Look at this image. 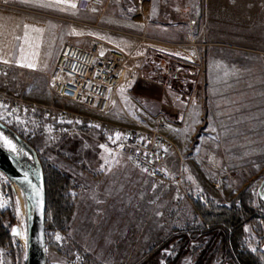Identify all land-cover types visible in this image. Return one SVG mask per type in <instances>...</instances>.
Returning <instances> with one entry per match:
<instances>
[{"label": "rangeland", "instance_id": "1", "mask_svg": "<svg viewBox=\"0 0 264 264\" xmlns=\"http://www.w3.org/2000/svg\"><path fill=\"white\" fill-rule=\"evenodd\" d=\"M201 3L204 10H210L213 38L223 40L227 51L264 57V0ZM10 80L11 86L35 108L13 111L0 106V121L14 132L11 136L0 127V144L12 151L3 141L6 136L16 145L12 153L29 161L34 160L35 154L28 146L33 147L43 162L70 174L77 186L72 190L76 209L69 232L46 229V240L57 245L46 243L47 260L62 261L83 253L89 264H237L222 232H216L209 244L200 245L202 230L197 227L202 219L192 199L229 205L254 181L253 192L259 204L264 183V127L253 137L248 129L212 128L215 133L210 134L219 132L225 142L229 140L222 143L221 158L213 163L191 158L174 140L180 153H172L164 171L157 175L132 164L118 152L108 127L83 123L62 131L56 118L44 116L39 108L93 114L80 103L62 98L49 75L10 72ZM103 118L107 126L123 124L108 115ZM3 174L0 171V179ZM8 208L21 226L22 237H16L10 246L0 247V264H27L29 203L21 189L20 194L14 191L10 201H4L0 194V209ZM186 238L190 241L180 245ZM244 241L252 251L264 249V238L257 236L252 224L245 227ZM18 250H22L21 255Z\"/></svg>", "mask_w": 264, "mask_h": 264}, {"label": "crops", "instance_id": "2", "mask_svg": "<svg viewBox=\"0 0 264 264\" xmlns=\"http://www.w3.org/2000/svg\"><path fill=\"white\" fill-rule=\"evenodd\" d=\"M201 4L107 0L98 10H84L78 0H0V62L11 72L52 79L67 42L99 45L100 58L110 51L129 55L137 77L111 93L106 115L156 127L191 158L213 163L229 140L210 134L212 128L248 129L253 137L264 127V57L227 51L213 38L210 10ZM180 12L194 21L193 30ZM231 102L237 104L226 105Z\"/></svg>", "mask_w": 264, "mask_h": 264}, {"label": "built area", "instance_id": "3", "mask_svg": "<svg viewBox=\"0 0 264 264\" xmlns=\"http://www.w3.org/2000/svg\"><path fill=\"white\" fill-rule=\"evenodd\" d=\"M84 10H98L107 0H78ZM9 6L6 2L2 3ZM186 12L180 13V18L186 20L190 30L194 29V21L185 18ZM192 43L196 41L192 40ZM98 46L92 49L80 47L67 42L52 71L51 78L55 88L64 99L72 100L92 111L91 116L73 113L51 107L38 109L46 117L56 118L62 131L70 126L75 128L83 123L93 127H108L110 137L129 162L152 174H161L165 163L172 153H180L177 143L160 130L146 125L131 126L125 124L106 125L103 117L108 113L111 93L118 92L124 85L133 82L138 74V68L129 63L130 56L119 51H110L103 57H98ZM10 69L0 62V106L24 111L35 108L24 100L13 88L10 80ZM119 134V135H118ZM17 191L15 183L3 175L0 179V194L4 201L13 198ZM192 231L189 234L192 235ZM47 264H89L85 254L77 253L62 261L47 260Z\"/></svg>", "mask_w": 264, "mask_h": 264}, {"label": "trees", "instance_id": "4", "mask_svg": "<svg viewBox=\"0 0 264 264\" xmlns=\"http://www.w3.org/2000/svg\"><path fill=\"white\" fill-rule=\"evenodd\" d=\"M3 130L11 136L14 135L13 130L8 127ZM28 149L35 154L34 160H23V162L32 171L41 167L44 174L46 229L67 234L76 209V197L72 194V190L77 189L74 178L51 163L43 162L33 147L28 146ZM253 189L254 181H251L232 199L229 205H220L213 200L204 202L201 199H192L197 215L202 219L197 227L202 230V234L201 232L194 234L195 236L201 234L198 237L200 245L204 242L209 244L216 232H222L228 252L237 264H264V249L252 251L244 241L247 224L254 225L257 236L264 238V203L261 199H259V204L256 203ZM263 190L264 183L261 192ZM16 224L17 220L13 211L9 208L0 209V247L12 245L13 240L16 239L12 234ZM46 241L52 247H57L54 242L48 239ZM188 241L190 239L186 238L181 241L180 245ZM17 253L21 255L22 250H18Z\"/></svg>", "mask_w": 264, "mask_h": 264}, {"label": "water", "instance_id": "5", "mask_svg": "<svg viewBox=\"0 0 264 264\" xmlns=\"http://www.w3.org/2000/svg\"><path fill=\"white\" fill-rule=\"evenodd\" d=\"M0 127L7 128L1 121ZM16 138L19 141L22 140L18 136ZM0 171L15 183L19 194L20 189L23 191L29 203L27 264H47L46 190L42 168L36 170L37 172L32 171L22 159L0 144ZM260 199L264 203V190L260 192ZM12 234L18 239L22 237V229L19 224L14 226Z\"/></svg>", "mask_w": 264, "mask_h": 264}, {"label": "snow or ice", "instance_id": "6", "mask_svg": "<svg viewBox=\"0 0 264 264\" xmlns=\"http://www.w3.org/2000/svg\"><path fill=\"white\" fill-rule=\"evenodd\" d=\"M72 7H75V5H71ZM28 67H32V65H28ZM119 135V134H118ZM0 136H3L2 133H0ZM4 143L13 151H16V145L12 142V140L8 139L6 136L3 137Z\"/></svg>", "mask_w": 264, "mask_h": 264}, {"label": "bare ground", "instance_id": "7", "mask_svg": "<svg viewBox=\"0 0 264 264\" xmlns=\"http://www.w3.org/2000/svg\"><path fill=\"white\" fill-rule=\"evenodd\" d=\"M20 189V188H19Z\"/></svg>", "mask_w": 264, "mask_h": 264}]
</instances>
